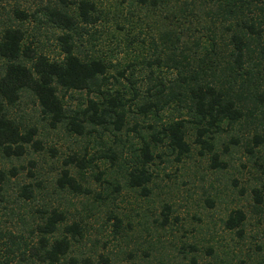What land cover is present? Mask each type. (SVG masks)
Segmentation results:
<instances>
[{"label": "rangeland", "instance_id": "obj_1", "mask_svg": "<svg viewBox=\"0 0 264 264\" xmlns=\"http://www.w3.org/2000/svg\"><path fill=\"white\" fill-rule=\"evenodd\" d=\"M159 1L155 8L143 9L122 0H95L98 22L74 38L79 56L107 62L108 87L129 88L118 75L124 71L143 97L157 81L170 85L176 78L174 70L159 66L155 59L161 35L179 34L173 17L181 2ZM56 5L59 0H0V38L7 27L18 28L24 33L25 45L51 60L62 58L59 38L68 32L50 22L45 11ZM15 11L28 16L22 19ZM200 16L204 19L203 12ZM200 34L193 33L195 37ZM127 97L132 99V95ZM88 99L85 92L66 95L68 114L82 118ZM174 103L151 120H143L136 107L130 106L127 129L115 140L101 129L78 136L65 125L52 127L35 98L23 93L9 113L25 129L36 130L33 139L39 144L37 148L28 145L19 159L2 160L10 180L0 196V232L32 237L41 223L40 212L57 209L66 215L67 224H82L83 238L73 243L72 254L95 261L104 255L115 264H264V205L254 206L251 196L252 189L261 184L264 169L245 151L246 129L218 136L214 142V152L224 166L212 162L189 131L192 148L186 159L177 162L176 155L162 146L151 167L153 181L148 193L127 187L123 173L134 149L141 146L142 128L190 119L187 110H178ZM230 135L243 137L241 145L232 142ZM120 153L127 156V164L118 158ZM73 156L84 158V169L65 163ZM65 169L86 192L59 188L57 178ZM25 186L31 187L33 198L19 197ZM236 209L246 214L242 237L224 228V221ZM113 216L119 218L118 224ZM4 240L0 238V243Z\"/></svg>", "mask_w": 264, "mask_h": 264}, {"label": "trees", "instance_id": "obj_2", "mask_svg": "<svg viewBox=\"0 0 264 264\" xmlns=\"http://www.w3.org/2000/svg\"><path fill=\"white\" fill-rule=\"evenodd\" d=\"M59 2L60 5L45 11L50 22L68 32L59 38L63 44L62 58L51 60L25 45L24 33L18 28L7 27L0 38L1 198L10 180L2 168V160L19 159L28 145L37 148L39 144L33 139L36 130L25 129L9 113L23 93L35 98L52 127L65 125L78 136L101 129L115 140L127 129L130 106L136 107L143 120L157 117L174 102L178 110H187L189 120L177 119L142 128L144 134L138 137L141 146L134 149L129 163L125 154H119L118 158L129 164L123 173L127 187L140 190L143 195L148 193L147 187L153 181L151 167L159 158L160 147L175 154L177 162L190 155L189 131L194 133L201 150L210 154L212 162L220 167L224 165L214 152L218 136L246 129L245 151L256 159L255 165L260 170L264 169V0H179L180 11L173 17L179 34L161 35L160 53L155 59L159 66L174 70L176 78L170 85L157 81L153 90L147 89L143 97L133 85V78L125 77L124 71L118 75L130 87L114 90L108 87L109 65L105 60L82 58L77 54L74 36L99 20L95 0ZM122 2L144 9L155 8L160 1ZM15 12L22 19L28 16ZM202 12L204 19L200 16ZM194 32L201 34L195 37ZM167 41L171 44L167 45ZM72 92H85L89 97L80 119L67 111L65 97ZM90 95H94V99ZM127 95H132V99ZM138 100L141 102L136 104ZM242 139L230 135V140L237 145H241ZM111 154L114 158L113 150ZM84 162L83 157L73 156L65 163L84 169ZM57 184L61 190L86 192L68 169L59 174ZM21 196L33 198L31 187H23ZM251 196L254 206L264 205V177L261 184L252 189ZM40 213L41 223L34 228L32 237L0 232V238L6 239L0 243V264H115L104 255L96 261L73 255V243L83 238L82 224H67L66 215L57 209ZM113 219L116 224L120 221L116 216ZM245 222L244 211L236 209L224 221V228L242 237Z\"/></svg>", "mask_w": 264, "mask_h": 264}]
</instances>
